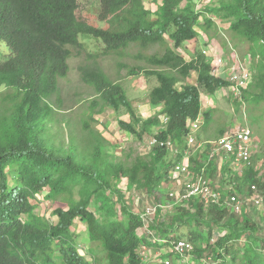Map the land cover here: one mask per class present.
Instances as JSON below:
<instances>
[{
	"label": "trees",
	"instance_id": "trees-1",
	"mask_svg": "<svg viewBox=\"0 0 264 264\" xmlns=\"http://www.w3.org/2000/svg\"><path fill=\"white\" fill-rule=\"evenodd\" d=\"M80 1L0 0V40L9 48V53L0 58V85L17 90L0 113V264H92L79 253L72 240L70 227L75 219L85 224L90 241L102 245L107 264H149L145 260L147 251L143 250L149 243L138 234V229L146 224L139 212L124 203L118 181L126 177L128 188L151 190L154 183L165 179L183 153L189 131L187 124L201 113V93L212 95L231 85L211 73L209 57L200 53L186 60L176 49L194 40L200 32L209 34L215 27L210 13L226 19L230 35L252 44L264 57V0H217L216 6L206 5L204 11L196 9L193 0H162L154 12L143 0H98L100 9L96 15L83 14ZM92 15L96 23L91 22ZM202 15L203 23H199ZM165 33L172 44L165 39ZM89 38L103 45L102 55L116 56L119 68L128 69L132 75L155 76L158 84L149 91L147 103L161 105V114L168 119L155 136L171 139L179 148L176 156L172 157L166 147L153 146L149 160L116 166L110 177L105 169L98 167L105 139L93 134L92 129L81 139L83 157L78 159L74 136L68 137L66 150L55 148L43 136L45 123L55 121L56 108L51 99L59 91V79L67 75V61L84 50L86 60L78 66L80 80L93 87L104 105L115 110L126 107L130 116L134 115L122 86L109 79L97 61L100 52L86 50L84 43ZM153 45H158L160 50L144 54L138 49L132 55L136 64L122 60L136 47ZM191 73H196L195 84L188 81ZM133 121L137 125L142 123V132L160 125L156 115L146 120H121L119 126L138 135ZM222 134L221 129L219 136ZM209 149L207 145L203 160L195 161L191 157L190 161L196 170L208 162L206 172L211 179L216 166L214 160H208ZM244 172L250 181H256L252 167ZM76 187L78 200L72 194ZM45 188L48 198L62 197L66 204L53 210L55 222L35 213L37 204L31 201ZM156 192L153 193L157 201L166 204L167 194ZM111 193L120 196L128 221L99 218L89 209L94 198L96 209L113 215L114 201L108 202ZM188 206L194 208L208 227L225 229L214 244L209 242V251L215 260L212 264H231L233 261L230 259L229 263L227 254L233 253V240L237 235H246L245 229L237 234L236 222L231 218L236 214L218 206L204 207L197 199H191ZM189 208L177 206L167 216L174 221L182 220L187 218ZM160 211L157 210L155 219L147 226L163 228L156 225ZM202 214H210L211 218H203ZM227 216L229 220L225 221ZM201 233H192L190 241L201 239ZM162 234L160 237L167 241L181 239ZM195 252L198 257L203 253L198 243ZM262 257L258 251L254 252L246 263H262ZM93 260H97L95 256Z\"/></svg>",
	"mask_w": 264,
	"mask_h": 264
},
{
	"label": "rangeland",
	"instance_id": "rangeland-1",
	"mask_svg": "<svg viewBox=\"0 0 264 264\" xmlns=\"http://www.w3.org/2000/svg\"><path fill=\"white\" fill-rule=\"evenodd\" d=\"M146 7L154 12L161 4L162 0H143ZM195 8L204 11L206 5H217V0H193ZM80 9L83 14H97L100 9L98 0H81ZM88 11V12H87ZM91 12V14L89 13ZM208 16L214 19V28H212L206 35L200 32L198 36L192 40L182 44L176 51L183 56L184 59L189 60L202 53L211 44L214 47L211 51L214 55L222 56L227 63L229 70L239 68V65L248 64L249 70L251 68V74L253 79L251 84L246 88L237 89L235 86H226L212 95H205L201 93V113L199 118L202 121L199 129L196 132L198 142L202 140L213 141L220 135V130L223 133L230 131L235 126H248L252 130V137L254 144L252 169L255 174L252 182L245 175L242 167L240 174H237L234 166H224L221 164L222 157L217 154L213 157L215 161V171L212 175L211 182L219 183L225 186L233 185L245 193H249V188L252 184H255L258 189V194L262 198L259 204H256L253 199L248 200L244 205V209L240 214L234 215L233 222L237 225V234L241 233V230H246V235L239 236L233 240L232 254L229 255L232 259L231 264H247L246 260L250 254L257 252L262 254V263L264 264V254L259 248V245L264 238V57L254 48V46L247 41L238 37H233L228 31L229 22L225 19L217 18L214 14L208 13ZM91 22H97L92 15ZM199 23H203V15L198 19ZM101 27L105 24H101ZM165 39L168 43L172 44L168 33H165ZM80 40L83 41L81 37ZM85 48L88 52H100L103 45L93 38L85 40ZM207 45V46H206ZM141 50L144 54L151 53L160 50L158 45H153L148 48H134L130 52V56H124L122 60L130 64H136L132 55L136 54V51ZM85 50L80 55H73L67 61L69 68L67 75L59 79V91L55 94L51 100L54 101L56 110L54 111L53 118L55 121L45 123V134L43 136L47 138L55 148L63 147L65 150L68 148V137L70 135L75 137L76 143V157L82 158V138L87 136L88 129L94 131L93 134L105 139L103 142V158L101 164L98 167L105 169L110 177V173L116 166L127 165L130 166L138 160H149L151 155V146L149 141L160 132V127L163 125L164 115L161 114L162 106H153L147 103V96L149 91L158 84L155 76H145L143 73L139 75H132L126 68H119L117 65V57L114 55H102L98 53L97 61L99 62L103 72L114 82H118L128 100L131 102L132 111L134 115L126 107H121L118 110L113 109L110 106L104 105L91 85H87L80 80L78 66L86 60ZM257 52V53H256ZM9 53V48L4 41L0 40V58H3ZM254 58H253V54ZM85 54V55H84ZM210 58V57H209ZM211 59V58H210ZM141 62V59L138 60ZM143 63V61H142ZM226 74V72H225ZM189 83H196V73H191L188 79ZM17 90L9 88L4 85H0V113L3 106L8 102L15 94ZM130 112V113H129ZM206 114L207 117H206ZM158 116L159 123L150 127L149 132H142V123L136 124L137 134L128 133L119 126V121L124 120L126 122H132V119L139 118L146 120L147 118ZM205 115V117H204ZM205 118V119H204ZM86 122V125L84 124ZM159 125V126H158ZM198 144V143H197ZM193 152L192 159L195 161L203 160L204 154L202 149L196 146L190 147ZM209 153V151H208ZM208 153H205L208 155ZM170 154L173 157L174 153L170 150ZM209 156V155H208ZM171 169V168H170ZM170 169L167 177L160 180L159 183H154L151 190L137 189L135 187L128 188L126 177H121L118 181L117 189L120 196H124V203L126 206L135 212H144L148 206L157 203L155 193L159 190L164 193H168L181 188L182 183L175 179L169 178ZM218 184V185H219ZM48 189H43L38 193L31 201L36 205L35 213L44 216L48 220L55 222L56 217L53 215V210L57 206H66L62 197L48 198ZM78 187L73 191V197L75 200L79 199L77 194ZM157 193V192H156ZM251 194V193H250ZM249 195V194H248ZM253 192L251 196H253ZM117 194H109V203L113 202V215L108 214L105 211H100L95 208V199H91L89 209L96 213L97 217H103V219H111L115 221H128V216L123 212V205L120 197ZM98 205L100 202H97ZM189 208V206L187 207ZM204 209V208H203ZM187 218L177 219L176 221L169 219L168 216L175 212V208L161 209L158 221L156 225L163 226L161 229H152L147 226L148 222L151 223L155 219L156 215H150L144 220L145 224L142 228L138 229V234L141 237L147 239L149 246H144L147 251L149 261L147 263H154V256L156 254L164 255L167 251V245L163 237L166 233V237H177L190 240L191 234L202 232L201 236L195 240V246L197 243L203 249L201 255L207 264L215 262L212 256V252L209 250L210 237L215 228L221 227H208L202 222V217L195 213L194 208L187 209ZM204 209V213L206 212ZM157 212V211H156ZM206 214V213H205ZM168 215V216H167ZM155 216V217H154ZM203 218H211L210 214L203 215ZM231 216V215H230ZM225 217V221L229 220V217ZM224 221V222H225ZM199 222H202L199 224ZM72 232V240L77 245L78 251L81 255L92 264H107L105 259V250L102 245L89 240V236L86 232V227L83 222L78 219L74 220L73 225L70 227ZM223 232V231H222ZM225 232V231H224ZM223 232V234H224ZM162 234V235H161ZM203 236V237H202ZM155 237L157 240H155ZM196 239V238H195ZM146 244V243H145ZM146 244V245H147ZM262 248V247H261ZM142 249V248H141ZM143 251V250H142ZM93 256L97 260H93ZM174 264H178V261L174 259Z\"/></svg>",
	"mask_w": 264,
	"mask_h": 264
},
{
	"label": "built area",
	"instance_id": "built-area-1",
	"mask_svg": "<svg viewBox=\"0 0 264 264\" xmlns=\"http://www.w3.org/2000/svg\"><path fill=\"white\" fill-rule=\"evenodd\" d=\"M208 46L207 49L203 50V54L211 58V73L213 75L226 79L231 83V86H235L238 90L251 84L253 76L248 64L239 65L238 69L229 70L227 68V71H225L227 63L223 57L212 54L211 51L214 47L211 44H208ZM167 120L164 115V121L161 123L164 125ZM201 123L202 121L198 117L195 121L187 124L189 131L186 136L185 148L180 155V159L170 169L169 178L180 181L182 183L181 188L166 193L168 198L166 204L157 202L148 206L144 212H140L143 221L150 215H154L158 209L176 208L177 206L188 207L191 199H197L204 207L218 206L236 215L243 211L248 200L253 199L256 204H259L262 200L257 193L258 189L255 184L250 186L249 193H245L237 191L234 183L229 186L212 183L206 172L208 162L201 166L199 170H196L194 164L190 161L193 156L190 147L196 146L204 151L206 146L209 145L208 160H213V157L219 154L222 157L221 164L228 162L229 165L234 166L236 173L240 174L242 167H252V158L256 146L253 141L252 130L248 126H235L213 141L202 140L198 142L196 132ZM149 144L151 147H166L174 153V156L179 153V148L174 145L171 139H158L154 136L150 139ZM252 192L253 196H251ZM222 234L221 229L215 228L210 241L215 243ZM163 242L167 245V251L164 252V255L156 254L153 264H174V259L178 261V264H207L204 258L197 256L194 242L188 239L164 240ZM143 250H145L144 247ZM262 253L264 254V247ZM145 260L149 261L146 253Z\"/></svg>",
	"mask_w": 264,
	"mask_h": 264
}]
</instances>
